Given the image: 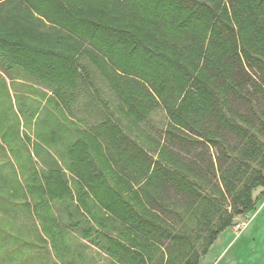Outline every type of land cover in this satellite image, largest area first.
<instances>
[{"label":"trees","instance_id":"obj_1","mask_svg":"<svg viewBox=\"0 0 264 264\" xmlns=\"http://www.w3.org/2000/svg\"><path fill=\"white\" fill-rule=\"evenodd\" d=\"M83 57L104 75L126 114L146 123L163 108L169 123L157 159L107 132L110 149L141 171L119 191L88 159L84 173L76 174L75 196L60 171L49 173L45 184L31 178L39 239L59 258L85 243L104 251L110 264H198L235 217L255 209L253 191L264 188V141L257 134H264V122L240 112L260 93L264 100V0L218 6L199 0H0V67L10 76L21 70L65 95L77 87ZM225 132L239 139L235 147ZM210 147L230 164L222 166L219 158L209 165ZM178 168L186 177L176 176ZM139 173L148 176L141 186ZM187 176L196 181L189 182L192 188ZM201 185L211 193L203 194ZM73 199L85 222L63 226L53 203ZM67 229H80L77 245ZM6 238L4 246L20 242L12 233Z\"/></svg>","mask_w":264,"mask_h":264},{"label":"rangeland","instance_id":"obj_2","mask_svg":"<svg viewBox=\"0 0 264 264\" xmlns=\"http://www.w3.org/2000/svg\"><path fill=\"white\" fill-rule=\"evenodd\" d=\"M199 1L208 6L223 5V0ZM78 65L81 77L77 87L65 95L40 85L21 70L12 71L10 76L0 67V204H6L11 210L3 213L0 206L1 264H70L71 261L73 264H110L104 251L85 243L74 249L73 256L71 253L60 258L53 255L50 246L38 237L40 224L34 215L31 178L37 176L45 184L49 173L60 171L75 196L80 183L76 174L84 173L85 159H88L94 167L91 169L109 180L110 189H123L122 183L133 181L140 168L127 164L110 149L107 132L113 139L135 143L144 154L158 158L160 135L169 123L165 110L157 109L146 123L133 119L121 109L118 97L92 61L83 57ZM249 107L256 116H252ZM240 112L264 122L261 93L243 103ZM237 121L251 134L257 133L246 122ZM257 134L264 141V134ZM224 135L232 147L238 144L235 135L226 132ZM220 153L217 148L210 147L209 165L212 160L217 164L219 158L222 166L230 164L229 159L219 156ZM227 155L237 157L238 153L227 149ZM180 170L177 169L176 176L186 177ZM139 175L143 177L138 180L141 186L148 176ZM187 178L186 185L192 188L196 181L191 176ZM210 180L216 183L217 179L210 174ZM201 186L199 190L203 194L211 193L209 186ZM253 199L255 209L235 217L232 226L219 235L198 264H264V188L255 189ZM75 202L73 199L53 203L55 216L63 226L85 222L84 216L75 210ZM79 230L66 233L72 244L81 241ZM11 233L20 242L4 246L8 241L6 236ZM23 243L32 246L24 248Z\"/></svg>","mask_w":264,"mask_h":264}]
</instances>
